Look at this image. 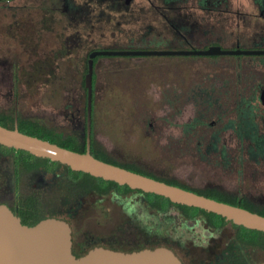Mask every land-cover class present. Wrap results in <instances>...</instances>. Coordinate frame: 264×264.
Returning <instances> with one entry per match:
<instances>
[{
  "label": "rangeland",
  "instance_id": "1",
  "mask_svg": "<svg viewBox=\"0 0 264 264\" xmlns=\"http://www.w3.org/2000/svg\"><path fill=\"white\" fill-rule=\"evenodd\" d=\"M228 2L229 10L211 13L193 7L190 12L195 13L199 25L194 32L183 31L186 38H182L175 36L147 1L134 0L135 12L131 19L129 14L122 18L124 25L105 23L100 30L94 20L96 27L90 30V39L95 42H89V47L178 50L186 49L188 41L199 48L212 44L227 49L251 46L258 32L264 31L255 18L258 12L252 0ZM66 23L62 12L51 10L47 2L0 0V67L9 66L8 75L20 83L14 89L19 95L20 114L40 116L49 122L55 118L58 121L52 126L59 129L61 124L68 125L63 115L77 110L85 115L87 105L84 77L88 45L56 58L70 32ZM148 27L152 31L142 41ZM116 28L117 36L113 37L110 34ZM126 33H136L134 40ZM96 61L93 108L98 139L118 150L123 162L134 161L142 171L195 190L215 187L264 203V159H252L250 139L240 141L232 128L225 129L230 120L239 119L245 99L256 92L257 82L264 83V57L103 55ZM8 91L1 84L0 74L1 109L11 106L6 100ZM259 105L255 118L264 133V106ZM69 129L67 126L65 131ZM215 133L222 142L217 150L209 151ZM223 144L227 146V160L222 156ZM129 217L122 211L118 219L123 224ZM81 227L95 232L96 237L117 236L114 222L104 227L93 222ZM194 230L196 236H189L185 247L180 248L188 264H210L218 255L222 257L233 235L225 229L217 236L206 226H195ZM120 231V239L112 247L129 251L130 235ZM168 234L173 235V230ZM118 242L124 243L121 246Z\"/></svg>",
  "mask_w": 264,
  "mask_h": 264
},
{
  "label": "flooded vegetation",
  "instance_id": "2",
  "mask_svg": "<svg viewBox=\"0 0 264 264\" xmlns=\"http://www.w3.org/2000/svg\"><path fill=\"white\" fill-rule=\"evenodd\" d=\"M145 1H147L151 9L162 17L165 24L172 27L174 32H176L175 36H181L182 38H186L184 32H194L196 31L194 28H197L199 25L195 13L190 12L193 10V7H198L208 13H211L213 10H229L230 8L228 0H194V4H190L193 0ZM40 2L49 3L51 10L59 9L65 16L67 22L65 28L67 31L70 30L63 39L64 45L61 49L63 51L59 52L60 54L56 52V58H63L65 55L68 56L69 53H72L73 48H83V46L87 44V56L89 61L90 54L93 51L103 50V48L98 46H92L91 49L89 47V42H95V39H90V30H94L96 27L94 20L97 21L100 30L104 28L105 23L110 25L113 24L114 27H120L124 25L122 24V18L124 19L127 14H129L131 19L135 12V8H133L134 0H40ZM252 5L258 12L255 18L258 19V21L261 22L260 24L264 27V0H252ZM115 15H119L121 20H119V18H114L113 16ZM80 26L82 30L79 28ZM74 28H77L76 32L73 31ZM116 31H118L117 28L113 29L110 35L113 37L117 36ZM151 31L152 27H148L146 33L143 34L142 41H145V37H148ZM102 35H105V33L103 32ZM189 35L194 36V33H190ZM120 36H123V34H120ZM125 36L130 40H134L136 33H126ZM253 42L255 43L251 46L229 49L264 50L263 30L258 32ZM209 46L211 45L199 48L190 45L186 49H206ZM217 56L222 55L208 57ZM232 56L264 57V54ZM97 57L98 56L94 59L93 90L96 81ZM10 72L9 66L2 65L0 67L1 84L7 86V89L10 90L6 94V100L8 106H11L9 108H0V121L9 124L5 125V127L15 128L17 126L20 130V122L28 120L40 121L54 133L62 135L64 138L76 137L78 142L81 143V147H79L81 150L78 152H86L88 144L87 105L85 115H82L79 110L75 113L63 115L62 117L65 118L68 125L61 124L60 129L57 125L52 126V123L56 124L58 121L55 120V118H51L49 122L40 116L31 114L22 116L19 110V95L14 92L15 86L20 83L13 81L14 76L12 75V77H10V75H8ZM257 84L256 92L252 95V98L245 99L246 107L242 108L243 115L244 112L247 111V119H249L251 113L256 123L255 117H257L256 112L260 106L259 104L264 106V83L258 81ZM84 87H86L85 80ZM93 107L94 91L90 123V150L92 155L103 161H109V163L112 164L119 166L120 164H124L129 167L137 168L134 161L127 160L123 162L118 150L107 147L98 139L97 122ZM67 126L71 129L66 132L65 129ZM257 128L258 138L263 145L260 146V149L264 150V133L260 132L258 123ZM251 131L255 133V128L250 130L249 126L248 128L246 126L247 137H245V139L249 140ZM216 148L209 145L207 150H217L218 148ZM99 155H103L105 158H100ZM73 171L74 170L69 166L60 162L52 161L49 158L38 157L27 151L0 144V205H6L10 208L12 212L21 219L22 223L26 225H35L42 219L49 217L66 220L72 229V252L77 257L85 255L90 249L97 246L116 249L112 247V244L120 239V230L129 227V229H132V231L130 230L131 232H133V230L136 231L139 219L149 217V215L152 214V208L142 194H122L118 187H110V189L106 190L104 183L98 180L93 181L83 174H75ZM122 211L130 216L129 220L125 221L123 224L120 222V219H118L119 213L122 214ZM92 222L93 224L103 227L114 222V232L117 233V236L113 234L112 237H109V235L96 237L97 235L95 232L85 231L81 227L82 224L83 226L84 224L90 225ZM145 225L152 228L150 220H148ZM127 231L129 230L125 232ZM127 233L129 234V232ZM233 236L234 235H232V237ZM232 237L230 241L228 240L226 242L222 257L230 250ZM176 252L183 263L188 264L180 248ZM218 257L221 256L218 255L216 258Z\"/></svg>",
  "mask_w": 264,
  "mask_h": 264
},
{
  "label": "water",
  "instance_id": "3",
  "mask_svg": "<svg viewBox=\"0 0 264 264\" xmlns=\"http://www.w3.org/2000/svg\"><path fill=\"white\" fill-rule=\"evenodd\" d=\"M264 50L225 49L211 45L206 49L141 50L103 49L93 51L85 77L87 88L88 139L87 151L82 153L60 146L49 140L0 125V144L27 151L35 156L49 158L69 166L74 171L127 185L168 198L171 202L196 207L224 217L227 221L248 229L264 232V215L244 207L199 194L186 188L112 164L92 155L90 123L93 103V74L96 56L147 55H259ZM0 264H184L176 252L167 246L122 251L103 246L90 249L77 257L72 252V229L63 219L49 217L35 225L23 224L6 205H0ZM260 264H264V261Z\"/></svg>",
  "mask_w": 264,
  "mask_h": 264
},
{
  "label": "trees",
  "instance_id": "4",
  "mask_svg": "<svg viewBox=\"0 0 264 264\" xmlns=\"http://www.w3.org/2000/svg\"><path fill=\"white\" fill-rule=\"evenodd\" d=\"M183 42L184 40L181 41V43ZM185 45L190 46L191 41H188V43ZM87 70L88 56L86 62V72ZM85 90L87 91L86 87ZM242 110L243 109H241L239 119L230 120L226 124L225 129L232 128L237 134L238 139L240 141H243L245 137H247L246 126L247 128L249 126L250 130H252V128H255V133L252 131L250 132L249 139L251 143L249 144L248 151L250 157L255 161H258L261 158L264 159V150L260 149V146L263 145L257 135V123L254 121L251 113L250 118L247 119V111H245L243 115ZM0 124L4 126L9 125L4 121H0ZM20 130L24 133L49 140L53 143L59 144L60 146L74 151L81 150L79 149V147H81V143L78 142V139L76 137L64 138L62 135L54 133L49 127L43 125L40 121L28 120L25 122H20ZM220 141V136L214 134L209 145L214 148H219V144H221L222 142ZM222 156L226 160L228 159L225 144H223L222 147ZM99 157L105 158L103 155H99ZM120 166L127 167V169L142 173L158 180L165 181L169 184L177 185L188 190L195 191L199 194L214 198L216 200L244 207L253 212L264 215V203L254 201L246 194L229 193L225 190L215 187L207 188L204 190H195L185 185L179 184L177 181L164 176L155 175L146 171L139 170L135 167L126 166L124 164H120ZM73 172L75 174H83L93 181L98 180L99 182L104 183V185L106 186V190L110 189V187H118L120 188L122 194L139 193L145 197V200L150 204L152 208V214L149 215V217H143L139 219V224L137 225L136 231L133 230V232H131L132 229H129V227L123 228V231L129 230L127 231L129 232V238L131 240V242L129 243V250H138L146 247L154 248L157 246H167L176 252L179 248L185 247L186 240L189 239V236L192 238L196 236L195 233H197V230H194L195 226H198L200 228L206 226L208 229L216 231L217 236L224 229H231L234 235L230 244V250L225 253L224 257H218L210 264H260L264 261V232L236 225L232 221H227L220 215L207 212L203 209L173 203L168 198H165L163 196L146 193L142 190H134L127 185H120L114 181H107L103 178H97L81 171ZM148 220H150L152 228L145 225ZM169 230H173V235L168 234ZM200 235H204V231L200 233ZM123 243L124 242H122V244ZM118 244L122 246L121 243L118 242Z\"/></svg>",
  "mask_w": 264,
  "mask_h": 264
}]
</instances>
